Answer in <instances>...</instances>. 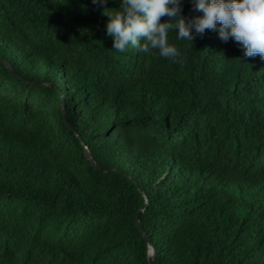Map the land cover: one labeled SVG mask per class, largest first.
<instances>
[{"label":"trees","instance_id":"obj_1","mask_svg":"<svg viewBox=\"0 0 264 264\" xmlns=\"http://www.w3.org/2000/svg\"><path fill=\"white\" fill-rule=\"evenodd\" d=\"M121 4L0 0V264H264V59L118 52Z\"/></svg>","mask_w":264,"mask_h":264},{"label":"clouds","instance_id":"obj_2","mask_svg":"<svg viewBox=\"0 0 264 264\" xmlns=\"http://www.w3.org/2000/svg\"><path fill=\"white\" fill-rule=\"evenodd\" d=\"M108 0H93L98 6ZM184 0H122L120 9L108 12L107 35L114 38L113 49L125 52L129 46L151 54L158 50L163 58L176 60L181 53L170 44V31L177 38L192 42L219 25L220 38L234 47L240 45L246 57L264 59V0H192L197 16L183 14ZM162 17H168L162 22Z\"/></svg>","mask_w":264,"mask_h":264},{"label":"water","instance_id":"obj_3","mask_svg":"<svg viewBox=\"0 0 264 264\" xmlns=\"http://www.w3.org/2000/svg\"><path fill=\"white\" fill-rule=\"evenodd\" d=\"M11 69V67H10ZM12 70V69H11ZM15 74V72H14ZM61 110H62V115L64 116L65 120L67 121V118H66V111H65V108H64V104L62 103V106H61ZM85 149H86V155H87V158L88 160L93 164V166H95L96 162L94 161L93 159V156H92V153L91 151L87 148V146H85ZM144 211V209L140 210L139 213H138V216H137V226L138 228L140 229L141 232H143V235L144 237L147 239V236L146 234L144 233L143 231V228L142 226L140 225V216H141V213ZM156 250L152 247H149V254H148V261H149V264H155V257H156Z\"/></svg>","mask_w":264,"mask_h":264}]
</instances>
